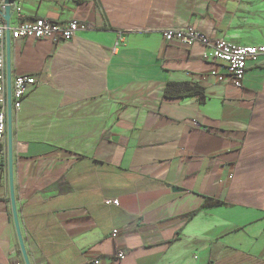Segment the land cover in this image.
<instances>
[{
  "label": "crops",
  "instance_id": "obj_1",
  "mask_svg": "<svg viewBox=\"0 0 264 264\" xmlns=\"http://www.w3.org/2000/svg\"><path fill=\"white\" fill-rule=\"evenodd\" d=\"M12 6L23 16L12 27L38 18L90 26L59 44L11 40V79L37 80L13 119L14 190L30 264H264V58L248 62L237 88L213 75L219 67L202 45L163 39L165 30L192 27L264 46V0ZM169 83L204 97L165 99ZM5 150L0 264H25Z\"/></svg>",
  "mask_w": 264,
  "mask_h": 264
},
{
  "label": "built area",
  "instance_id": "obj_2",
  "mask_svg": "<svg viewBox=\"0 0 264 264\" xmlns=\"http://www.w3.org/2000/svg\"><path fill=\"white\" fill-rule=\"evenodd\" d=\"M3 7V6H2ZM13 16L21 20L22 9L19 6L12 7ZM12 16V17H13ZM90 26L77 20L70 22H51L38 18L32 21H23L20 25L12 27L4 20L0 22V159L7 152V123H8V79L6 68V34H10L13 41L17 40H47L53 44L71 41L81 31H87ZM165 43L180 42L184 47L190 48L195 44L202 45L206 52L204 58L216 63L218 72H213L220 81L230 79L237 88H242L247 73L248 62L264 58V46H237L225 39H212L205 34L188 27L186 29L163 31ZM37 86V80L29 75H18L11 79L12 115L13 119L20 111L22 103L29 92ZM109 205H118L117 200L108 201ZM118 231H113L116 237ZM117 258L123 259L124 254L119 252ZM95 260L91 264H100Z\"/></svg>",
  "mask_w": 264,
  "mask_h": 264
},
{
  "label": "water",
  "instance_id": "obj_3",
  "mask_svg": "<svg viewBox=\"0 0 264 264\" xmlns=\"http://www.w3.org/2000/svg\"><path fill=\"white\" fill-rule=\"evenodd\" d=\"M12 1L13 0H3L2 4L0 5V16L7 25L10 24V20L13 16ZM6 68H7V79H8L7 151H8V177H9L10 200H11V207L13 212V219L15 223L16 233H17L21 253L23 256V260L25 264H30L19 226L17 203H16L15 190H14V175H13L14 138H13V115H12V96H11V38L9 33L6 34Z\"/></svg>",
  "mask_w": 264,
  "mask_h": 264
},
{
  "label": "trees",
  "instance_id": "obj_4",
  "mask_svg": "<svg viewBox=\"0 0 264 264\" xmlns=\"http://www.w3.org/2000/svg\"><path fill=\"white\" fill-rule=\"evenodd\" d=\"M191 96H199L200 98H203L204 92L200 88H193L187 84L176 83H169L164 92L165 99H177Z\"/></svg>",
  "mask_w": 264,
  "mask_h": 264
}]
</instances>
